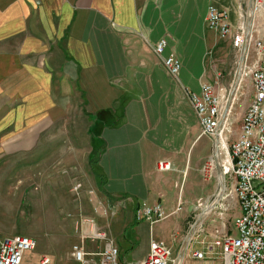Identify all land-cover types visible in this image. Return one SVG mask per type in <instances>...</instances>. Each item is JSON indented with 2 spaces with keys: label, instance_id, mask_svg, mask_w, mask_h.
I'll return each mask as SVG.
<instances>
[{
  "label": "crops",
  "instance_id": "obj_1",
  "mask_svg": "<svg viewBox=\"0 0 264 264\" xmlns=\"http://www.w3.org/2000/svg\"><path fill=\"white\" fill-rule=\"evenodd\" d=\"M261 1L251 14L250 0H0V172L12 173H0V235H23L12 224L24 193L16 187L18 173L40 181L66 168L58 179L70 186L73 178L81 182L84 204L92 198L100 211L92 223L114 239L120 264L143 260L151 239L181 251L189 232L180 264H210L191 258L189 252L198 250L191 242L196 223L182 236L186 221L200 209L203 219L232 208L228 186L219 191V154L213 177L201 179L220 142L201 134L186 91L198 94L202 83H217L221 94L239 93L249 83L247 73L257 60L252 42L264 35ZM210 5L227 14L232 30L243 24L251 42L234 48L231 38L210 30ZM162 38L163 55L181 63L178 78L154 54ZM229 102L230 93L220 128L231 124L233 141L247 106L236 111L235 127ZM73 109L85 120L76 147L85 162L78 164L72 162L71 141L55 143L61 136L72 139L70 130L57 136L56 124L69 121ZM223 132L227 144L229 133ZM57 150L67 156L63 165ZM161 161L172 170L159 172ZM156 202L168 214L180 209L154 225L136 222L137 207ZM236 210L237 216V201ZM83 244L81 239L76 245Z\"/></svg>",
  "mask_w": 264,
  "mask_h": 264
},
{
  "label": "built area",
  "instance_id": "obj_2",
  "mask_svg": "<svg viewBox=\"0 0 264 264\" xmlns=\"http://www.w3.org/2000/svg\"><path fill=\"white\" fill-rule=\"evenodd\" d=\"M259 5L262 1L254 0L255 8ZM205 24L221 39L231 38L234 48H241L245 40L251 42L250 37L246 38L243 24L232 30L227 14L213 5L207 8ZM252 44L257 53L254 66L247 73L252 94L241 119L239 134L229 145L222 135L223 131L229 133L228 129L223 125L220 128L228 102L226 92L221 94L216 89L217 83H202L198 94L186 91L201 134L217 137L220 142L214 156H210L202 166L203 180L213 177L219 154L224 187H230L239 208V214L232 220V232L219 229L209 240L202 241L197 240L194 233L191 242L201 248L189 252L195 260L218 256L220 264H264V35L253 40ZM166 46V39H160L153 47L154 54L160 58L168 75L178 78L181 63L173 54L163 55ZM157 170L168 172L172 166L161 161L157 163ZM179 209L178 206L168 214L161 202L150 206L143 204L135 210L134 218L136 222L154 225ZM89 222L92 224L90 229L82 232L85 245L72 246L73 260L77 264H120V253L114 239L106 231L98 230L92 220ZM36 245V240L28 236L0 235V264H21L25 252L33 251ZM180 261L178 254L173 257L167 246L151 239L147 255L138 264H180ZM37 264L52 263L49 256L42 255Z\"/></svg>",
  "mask_w": 264,
  "mask_h": 264
},
{
  "label": "rangeland",
  "instance_id": "obj_3",
  "mask_svg": "<svg viewBox=\"0 0 264 264\" xmlns=\"http://www.w3.org/2000/svg\"><path fill=\"white\" fill-rule=\"evenodd\" d=\"M229 93V108L231 104L234 105L229 116L232 126L234 125L236 127V121H234L236 111L245 105L247 106L250 102L252 90L249 83H244L243 90L239 93H236V91H227V97H229ZM246 100H248V103H246ZM25 107V111L31 109L27 106ZM72 111L69 121L67 119L66 123L61 121L56 124L57 136L59 134L63 135L65 130H70L72 139L67 142V140L61 136L55 139V143H57V145L59 144L58 146L64 144L67 146L71 141V157H74L72 162L78 164L85 162V160H82L80 149L76 148L79 147V137L85 126V120H81L78 109H73ZM228 129L227 145L232 141L229 137L231 133V124H229ZM58 146H56L57 149L59 148ZM56 154L57 163L60 162V158L62 159L60 162L61 164L67 162L65 161L67 156L63 158L61 151L57 150ZM0 173H2L4 178L6 177V173L11 172L3 171ZM49 173L53 174V172ZM64 173H68L66 168H63L60 172H54L55 175L49 178L45 175L41 177L40 181H36L35 178L32 177V174L26 171L18 173L20 181L17 183L16 187H18L21 194L23 190L24 193L23 201L16 210V216L12 220V224L17 226L18 231L23 232V236L26 235L34 238L37 242L33 251L25 252L21 264H37L38 258L42 255L49 256L52 264H77L71 256L72 246L80 242L82 239V232L89 230L92 225L89 221L92 220L95 222L100 211L99 208L92 204L94 203L92 198L87 200L86 205L84 204L83 198L80 197V189L83 186L81 182L76 181V178L72 179V186L58 179V177ZM200 175L203 180L201 170ZM188 180L189 178L185 177L183 184L186 185ZM34 190H36L38 195L32 197ZM219 191H217V194H219ZM225 196L232 208L231 210L224 212L222 209H219L213 211L203 219L200 218L202 210H198L194 216L186 221L187 224H185L182 236L185 235L194 223H196V225L193 228V232L195 231V238L200 241L209 240L215 231L219 229L226 230V233L229 231L232 232V220L236 216L237 210L236 200L230 187H227ZM7 236L12 237V234H7ZM17 236L22 235L19 234ZM194 247L195 249L201 250L199 245L195 244ZM179 252V248L172 251L173 257H177ZM208 260L210 264H220L218 256H214Z\"/></svg>",
  "mask_w": 264,
  "mask_h": 264
},
{
  "label": "water",
  "instance_id": "obj_4",
  "mask_svg": "<svg viewBox=\"0 0 264 264\" xmlns=\"http://www.w3.org/2000/svg\"><path fill=\"white\" fill-rule=\"evenodd\" d=\"M250 13L252 14V5L254 4V0H250ZM253 8H254V6H253ZM224 187V183L222 184V188ZM190 237H191V232H189L188 234H187V237H186V246L179 252V254H178V257L181 259L182 257H183V255H184V251H185V249L187 248V244L189 243V241H190Z\"/></svg>",
  "mask_w": 264,
  "mask_h": 264
},
{
  "label": "bare ground",
  "instance_id": "obj_5",
  "mask_svg": "<svg viewBox=\"0 0 264 264\" xmlns=\"http://www.w3.org/2000/svg\"><path fill=\"white\" fill-rule=\"evenodd\" d=\"M223 146H225L224 143H222V149H224ZM220 183H221V189H220V192L222 193V192H223V188H222L223 178L220 179ZM208 208L210 209V206H208Z\"/></svg>",
  "mask_w": 264,
  "mask_h": 264
}]
</instances>
